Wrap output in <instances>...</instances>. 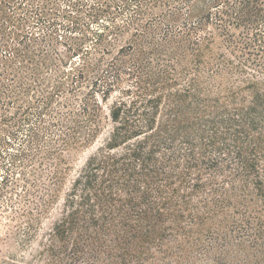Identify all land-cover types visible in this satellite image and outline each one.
Returning <instances> with one entry per match:
<instances>
[{
	"label": "trees",
	"instance_id": "obj_1",
	"mask_svg": "<svg viewBox=\"0 0 264 264\" xmlns=\"http://www.w3.org/2000/svg\"><path fill=\"white\" fill-rule=\"evenodd\" d=\"M126 1L99 0L90 19L105 16L113 22L110 10H121L119 2ZM193 1L132 0L136 10L126 25L112 30L105 26L106 33H95L97 44L91 51L84 49L87 23L68 27L85 31L67 47L74 66L68 69L64 59H54L56 84L37 101L41 107L36 121L30 117L31 101L17 107L14 121L0 117L6 126L0 125V147L10 145L6 134L16 140L19 131L25 133L22 149L10 156L8 172L24 175L28 194L24 202L32 204L30 197L40 200L41 208L37 203L32 208L38 215L63 182L65 154L97 141L103 118L111 122L104 146L89 157L65 198L63 218L44 250L49 264H65L64 256L71 264H102V255L108 262L120 259L123 264L139 259L148 241L171 230L191 232L183 227L186 218L200 225L218 213L223 189L213 192L217 193L213 200L203 201L207 209L215 205L211 214L202 215L192 204L196 194L214 183L211 176L216 173L211 171L238 168L246 176H259L255 160L221 155L230 149V141L247 139L264 125V0H214L189 22L181 13ZM159 5L167 12L160 20L151 17L144 23L148 10ZM83 6L80 1L72 8L80 12ZM28 9L18 19L24 28L33 18ZM41 11L35 7L37 24L45 22ZM156 21L167 27L158 30ZM130 27L135 30L130 41L114 54L108 37L123 35ZM217 40L229 54H241L237 64L224 53L204 58ZM39 70L33 80L43 89L48 79ZM18 84L14 88L0 81V111L33 93L29 83ZM19 184L17 178L3 179L0 198L5 186ZM27 213L33 216L32 211Z\"/></svg>",
	"mask_w": 264,
	"mask_h": 264
},
{
	"label": "rangeland",
	"instance_id": "obj_2",
	"mask_svg": "<svg viewBox=\"0 0 264 264\" xmlns=\"http://www.w3.org/2000/svg\"><path fill=\"white\" fill-rule=\"evenodd\" d=\"M80 1L84 6L80 12H77L72 7ZM98 1L0 0V30L5 34V38L0 36V81L8 87L14 88L19 86L20 81H23V83H29L33 89V93L25 96L22 101L15 102L7 110L0 111V117H11V121H14V117L17 116V107L26 105L24 102L31 101L34 104V109L31 110L30 117L33 123L36 121V112L41 107V103L37 101H41L42 94L47 95L52 91V86L56 84L54 80L56 77L55 70H53L54 59H59L58 57L64 59L68 69L74 66L70 62L72 58H70L67 47L72 45L74 39H82L85 31L69 30L68 27L74 26L75 28L77 24L83 26L84 23H87L85 25H88L89 40L84 42V49L91 51L97 44L95 33H106L105 26L112 30L116 25H126V21L136 10V7L132 6V0H127L126 3L119 2V5L124 8L110 10L113 13L112 17H114L113 22L105 16L94 21L90 19L89 13ZM213 1L194 0L188 4V7H184L181 16L189 19V22H194ZM21 4L24 8L20 7ZM43 5L46 9H43ZM36 6L42 8L41 17L45 22L43 21L41 24L36 23L38 18L37 12H35ZM25 7H28L29 11H33L32 14H28V17L32 15L33 18L24 28V25H19L18 19L24 17ZM119 11L120 13H118ZM148 11L149 15L143 20L144 23L152 19L151 17L160 20V17L167 12V8L159 5ZM49 22H55L58 25L51 27L52 24ZM159 22H155L158 25V30H164L167 27L164 26L165 22ZM231 30L236 34L240 33L234 28ZM13 31H16L17 34L14 35ZM134 32V27H130L123 35L113 34L108 37L109 41L114 44L112 50L114 54L130 41ZM4 44H9L12 49H7ZM19 51H22L21 54L17 53ZM206 53L208 56H204L205 59L211 54L224 53L228 59L233 60L236 64L241 55L240 53L229 54L226 49L221 48L218 40L211 45V50H207ZM79 57L77 56L76 61H79ZM107 59L110 57L107 56ZM38 67L40 69L38 73L48 79L47 88L44 86L42 89L33 80L39 77V74H36ZM248 70L250 73L253 72L250 66H248ZM7 74L12 76H7ZM261 79L264 80V77ZM43 90L45 94L42 93ZM105 113H108L106 109ZM0 125L6 127L3 126V123ZM111 129V122L103 118L102 131L97 141L86 147L70 150L65 154L68 165L63 182L59 186L55 199L40 215L36 209L32 210V208H36V203L41 208L42 202L40 200L30 197L32 204H25L24 202L28 196L26 188L23 187L25 185L23 182L24 175L20 171L13 175H9L10 172H8V168H11L12 165L10 156L16 155L22 149L25 133L19 131L20 137L18 136L16 140L7 134L4 136L11 142L10 145L0 147V154L4 157L0 158V186H2L3 179L9 177L17 178L20 184L17 187L14 185L13 187L12 185L5 186L1 194L0 264H49L44 250L51 244L50 234H52L53 228L63 218L65 198L70 193L73 181L85 167L89 157L96 154L104 146ZM248 138L235 140V142L230 141V149L221 156L255 160L260 170L259 176H246L244 173L241 174L238 168L234 171H230L227 167L220 171H211L210 173H216L211 176L214 183L196 194L192 204L195 205V210L198 209L203 213L202 215L211 214L215 205L208 206L207 209L203 201L213 200L217 196V193L213 192H216L217 189H223L222 192H219L222 204L218 208V213L214 217H211V214L208 216L209 221L200 225H196L195 221L186 218L183 227L188 228V230L192 228L191 232L181 233L171 230L162 237L148 241L145 244L147 249L144 255L139 259H131L127 264H264V125L251 132ZM29 170H31V166H28L25 173L28 174ZM51 171H53L52 168ZM257 178L260 179L262 187H259ZM28 210L33 212V216L27 213ZM196 223L199 222L196 221ZM185 235H189L188 238ZM62 259L66 261L65 264L72 262L67 256L62 257ZM101 259L102 264H123L120 259L108 262L106 256L103 257V255ZM82 264H97V262L86 261Z\"/></svg>",
	"mask_w": 264,
	"mask_h": 264
}]
</instances>
